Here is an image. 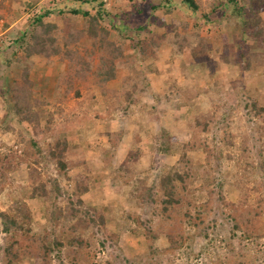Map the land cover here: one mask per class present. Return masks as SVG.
<instances>
[{
    "label": "rangeland",
    "instance_id": "374dc122",
    "mask_svg": "<svg viewBox=\"0 0 264 264\" xmlns=\"http://www.w3.org/2000/svg\"><path fill=\"white\" fill-rule=\"evenodd\" d=\"M106 1L109 10L114 13L129 11L128 8H131L130 4L132 3L130 0ZM161 1L163 3L164 0H156V6L160 7ZM227 1L196 0L199 6L198 12L194 14L191 9L193 14L190 12V17L185 16L183 22L180 12L167 15L163 7L152 13L153 16L163 19V25L162 23L148 25L149 22H152L151 18H154L152 15L149 17L150 19L145 17L142 22L136 20V23L149 26L155 35L151 38H155L160 46L155 48L153 53H149L146 59H143L137 55L128 39H125L123 43L126 49L125 59L118 62L117 78L109 85L110 88L121 93L127 85V77L134 82H141L145 75V80L150 83L151 88L143 97L142 105H148L150 108L156 107L159 117L157 120V116H148L149 121L152 122L150 136L159 132L161 126H165L170 133L175 135L178 145L190 141L192 143L195 137L196 142L201 145L200 149L203 150L202 146L205 145L212 151L210 158L213 161L210 166L212 170L210 167L209 169L215 176L214 184H210L212 180L205 175L208 162L205 160L206 155H196L195 153L190 155V159H193L195 163L193 166L195 173L198 175H196L190 190L193 206L186 205L187 207H183L181 213L174 215V217L177 216L176 219L179 222L177 229L180 230L182 226V229H185L186 237L184 246L176 251H172V247L169 246L168 232L166 231L167 227L171 226L172 220L166 219L165 215H159L162 199L159 190L156 191L157 202L147 208L140 206L136 208L135 204L130 201L133 197L135 182L137 183L139 177L144 179L143 182L148 187L158 188L164 172L179 165V156L162 157L160 165H158L153 161L154 155L152 156L151 151L147 150L146 154L138 155L139 158L133 166L120 169L125 165L134 145L135 132L139 131L138 126L132 121H143L144 119L139 117L141 115L139 107L133 106L129 114H123L121 110L112 111V108H106L99 90H96L94 92L95 100L87 101L83 107V111L87 113L83 116L78 110V101L72 99L73 93L69 94L68 98L67 96L64 98L66 89L63 79L66 76L67 67L58 58H51L49 61L44 59L43 63L45 64L36 66L37 72L34 75L31 74L35 98L48 100L51 103L48 110L51 112L62 111L61 115H55L52 126L53 134L47 135L41 143L44 151L47 152V145L52 144L54 139L60 136L68 140L75 153L69 158L70 163L72 161L87 163L70 168V179H68L58 174L53 163L44 162L39 170L45 186L51 192V180L59 179L64 192L71 194L74 191V179L78 175H85L84 173L90 175L93 188L90 193L83 196V199L86 205L103 208L107 214V231L118 237L119 243L116 247H111L109 243L106 246L101 244V241L106 237L101 228L94 230V238L89 234L87 237L84 236L94 242L93 253L96 258L92 264H264V238L259 242H250L243 236L242 231L233 230V218H230L231 215H229L233 210L231 207L225 206L219 198L224 196L226 203L233 202L238 205L242 203V194L247 192V187L255 186L254 184L248 186L242 184L246 170L250 178L264 184V169H261L259 165L262 160L260 152L264 154V115L256 117L255 114H249L244 105L240 104L239 100L236 101L235 98L236 95L239 97L238 92L241 85L235 86V82L230 83V80L234 76L237 77L238 72L230 68L218 67L219 55L224 52V43H228L230 46L235 45L238 37L237 31L240 30L233 19L224 17L223 13L226 12L224 5ZM260 1L264 8V0ZM133 2L140 6L144 4L141 0H133ZM24 5L28 9L29 1L0 0V10L6 17L7 25L11 26L18 21V18L27 17L24 13ZM142 8L144 7L141 6L140 9ZM219 14H221V18H218L213 24L206 23V19L203 18V15H209L215 19L217 16L219 17ZM261 16L264 20V10ZM178 19L180 20L178 21ZM198 20L200 23L203 21L202 24L204 23L205 26H199ZM52 22L61 27V36L67 35L70 30L76 31L83 27L81 18L67 17V20L63 21L56 16ZM19 25L14 29L13 34L6 35L0 43V90L2 82L12 83L20 79L27 66H30L32 71L33 66L40 64L39 61L41 62L38 59L34 62H32L33 60L29 61L22 54L14 56L15 48L10 43L17 37L19 28L22 26ZM201 38L209 40L213 51L209 53L210 57L206 64L196 62L195 65L190 66L189 62L183 59L189 55L190 48L181 49L180 52L178 48L180 49L181 45L193 47L198 44V40ZM81 45L83 46L84 42ZM153 45L152 43L148 46ZM222 47L223 50H221ZM180 53L183 57L180 56ZM7 61L12 62V66H8ZM182 61L189 65L188 68H191L187 80L193 81L194 85H192L199 87L200 92L197 91L199 88L193 92V88L188 84L179 82L184 81L182 78L184 72L181 69ZM150 65H152L151 68ZM200 67L201 69H199ZM165 69L168 71L160 72ZM254 71L250 73L251 75L246 74L243 77L244 86L242 88L252 92H257L260 89L262 94L258 96L253 93L252 97L256 98L260 105H263L264 68L261 67ZM171 74L174 76H169ZM255 85L258 88L254 89ZM6 88H4V92L5 95L8 94L5 97L7 100L2 105L11 111L13 96ZM182 88H191L192 90ZM59 100L63 101L58 102ZM10 111L2 114V120H0V155L11 151L20 154L19 135L24 133L28 137L32 132L34 134L31 126L19 124ZM208 111L217 113L216 119L209 126L208 131L194 133L189 128L190 124L197 116L205 115ZM118 132H120L117 137L118 142H115L116 148H113L109 142L108 134ZM149 144L150 142H146L144 147ZM229 156L232 158L229 159ZM216 158L220 160L217 161ZM238 159L243 160L244 167H240ZM88 170L89 172H87ZM119 171L121 172L119 173ZM28 176V170L24 164L11 174L9 183L1 186L0 211H7L15 201L22 200L33 212L35 231L40 232L46 228L52 235V229L57 234L62 233L68 215H56L61 219L56 222L53 218L54 215L49 214L55 211L56 207L65 210L69 196L66 194L57 199L50 193L53 203L44 199H32L31 191L27 190ZM126 178L131 183L127 182ZM221 183L223 186L218 189L217 185ZM99 197L101 203L97 200ZM256 197L257 194L253 193L249 203L245 204V209L242 210L246 211L250 207H255L253 202ZM206 203L209 207L206 214L202 215L199 210ZM187 209L190 210L191 215H187ZM128 213L139 216L142 221H152L151 225L157 232L155 234L159 233L158 238L152 241V248L150 242L148 243L145 238L144 229L138 228L134 222L128 219ZM242 214L244 217L247 212ZM2 228L0 220V264H3L2 247L5 239ZM64 253L66 254V252ZM62 257L63 260L55 259L53 264H68L69 258L64 254ZM22 264H34V262L26 260Z\"/></svg>",
    "mask_w": 264,
    "mask_h": 264
},
{
    "label": "trees",
    "instance_id": "16d2710c",
    "mask_svg": "<svg viewBox=\"0 0 264 264\" xmlns=\"http://www.w3.org/2000/svg\"><path fill=\"white\" fill-rule=\"evenodd\" d=\"M28 1V9L25 8V5L23 7V9L25 8L24 13L28 18L26 17V20L19 28L17 37L10 43L15 48L13 51L14 56L22 54L29 61L34 56H39L48 61L51 58H58L61 63H64L67 67L66 76L63 79L66 89L64 98L66 96L68 98V95L73 93L72 99L76 102L78 101V110L83 116L87 114L83 111V107L87 101L92 102L95 100L94 92L96 90H99L106 108H112V111L121 110L123 114H129L133 106L137 105L139 107V112L141 113L139 117L144 119L143 121H132L138 126L139 131L135 132L134 145L125 165L121 166L120 169L128 168L130 165L133 166L134 162L139 158L138 155L146 154L147 150L151 151L152 156L154 155L153 161L158 165H160L162 157L179 156V165H175L164 172V175L160 178L158 188L148 187L143 182L144 179L139 177L137 183L135 182L133 197L130 202L135 204L134 207L136 208L138 206L147 208L154 205L157 202L156 191L158 189L162 196L159 215H165L166 219L170 218L172 220L171 226L166 229L169 246L172 247V251L181 249L186 240L185 229H182V226L180 230L177 229L179 222L176 219L177 216L174 217V215L181 213L183 207H187L186 205H189V207L193 206L190 190L198 174L195 173V167H193L195 163L193 159H190V155L193 153L206 155L205 160L208 162L205 175L212 180L210 184H214L213 178L215 176H213L212 167H210L213 163L210 159L212 151L203 145L202 148L205 151L203 154V150L200 149L201 145L196 142L195 137L192 143L190 141L186 144L178 145L175 135L170 133L164 126H161L160 131L155 135L150 136L152 122L149 121L148 116H157V109L156 107L150 108L145 104L142 105L143 97L147 95V91L151 88L150 83L145 80V75H143L141 82H134L127 77V85L121 93L116 89L110 88L109 85L117 78L118 62L125 59L126 49L123 45L125 39H128L139 57L146 59L149 53H153L154 49L160 46L155 41V38H151L155 37V35L148 25L164 24L163 19L153 16L152 13L163 7L167 15L180 12L190 17L191 9L194 14L198 12L199 6L196 0H164L163 3L162 1L159 3L160 7L156 6V0H141L144 3L141 5L144 7L142 9H140L141 6L139 4L130 0L132 2L130 4L131 10L123 13H114L109 10L106 0ZM224 6L226 10L223 13L225 14L224 17L227 16V18L233 19L240 27V30L237 31L238 37L235 45L230 46L228 43H224V52L219 55L220 62L218 67L230 68L238 72L237 78L231 81L235 82V86L241 85L238 92L239 97L236 95L235 98L236 101L239 100L240 104L244 105L247 113L262 117L264 115V106L260 105L256 98L252 97L253 93H258L242 88L244 86L242 80H244L243 77L246 74L253 73L255 72L254 70H258L261 67L264 68V20L261 16L264 8L262 2L260 0H228ZM213 13L215 14V12ZM151 15L154 18H151L152 22H149L148 25L143 26L142 23L135 22L136 20L142 22L145 17L149 18ZM56 16L63 21L67 20V17L81 18L83 27L76 31L70 30L67 35L61 36V27L52 22ZM203 18L206 19V23L213 24L218 18H221V14L215 19L209 15H203ZM198 21L197 24L199 26H205L204 23L202 24L203 21L201 23L200 20ZM82 42H84L83 46L81 45ZM148 42L154 45L148 46ZM181 46L180 49L178 48L179 52L181 49L190 48L189 55L186 58L193 64L196 62L206 64L210 57L209 53L213 51L209 40L205 38L199 39L198 44L193 47ZM221 50H223V47ZM6 63L8 66H12V62L7 61ZM151 67L152 65H150ZM188 67L189 65L182 61L181 69L184 72L183 78L186 80L190 76V68ZM31 72V67L27 66L20 79L12 83L2 82L3 85L0 90V120H2V114L10 111V109L7 110L3 107L7 100L5 97L8 95H5L4 88L7 87L6 89L13 96V107L10 112L15 116L19 124L31 126L34 134L32 132L28 137L24 133L19 135L20 154L11 151L0 155V188L10 182V176L16 169L25 164L29 175L27 190L31 191L30 197L32 199H44L53 203L50 193L57 199L59 196L67 194L69 198L65 210L56 207L55 211H52L49 215H54L53 218L56 222L61 220L59 216H68L66 217L67 222L64 224V231L57 234L52 229V235L46 228L40 232L34 230L33 212L28 204L22 200L15 201L7 211H0V220L3 225L2 232L5 234L4 246L2 247V262L3 264H22L24 261L30 260L34 264H53L55 259L63 260L62 255L64 254L69 258L68 264H92L96 258L93 253L94 242L84 236L87 237V234H89L90 237L94 238V230L101 228L106 236L101 241V244L106 246L109 243L111 247H116L119 243L118 237L107 231V214L103 211V208H99L96 205H86L83 199V196L90 193L93 188V181L92 178L90 180V175L86 173H84L85 175H78L74 179V191L71 194L64 192L59 179L51 180V192L45 186L39 170V167L44 162L53 163L58 174L68 179H70V168L87 163L85 161L83 163L73 161L70 163L69 158L75 153L71 149L68 140L60 136L56 137L52 144L47 145V152L44 151L41 143L47 135L53 134L52 126L55 115H61L62 111L51 112L48 110L49 106H51L48 100L35 98ZM256 88H258L257 85H255L254 89ZM62 101L59 100L58 102ZM216 117L217 113L208 111L205 115L197 116L189 128L194 133L208 131L209 126ZM156 119L158 120L159 117L157 116ZM120 131L123 132V130ZM119 134L120 132L108 134L109 142L113 148H116L115 142H118L117 137ZM146 142H150V146L144 147ZM263 155L260 152L262 160L259 165L261 169H264ZM231 158L229 156V159ZM216 160L220 159L216 158ZM238 164L241 168L244 167L242 159H238ZM200 165L202 166L201 163ZM244 176L243 185L254 184L255 186L247 187V192L242 194L241 204L226 203L225 197L221 195L219 198L225 206L231 207L233 210L229 214L231 215L230 218H233V230L242 231L243 236L250 242H259L264 238V184L254 178H250L247 170L244 171ZM126 181L131 183L128 179ZM222 186L223 183L217 185V188H222ZM253 193L257 194L253 202L255 207H250L246 211L242 210L245 209L244 205L249 203ZM97 200L101 203L100 197ZM208 207L209 205L206 203L201 206L199 212L205 215ZM244 212H247L248 215L246 214L243 217L242 213ZM186 213L191 215L189 209H187ZM127 215V218L134 222L138 228L142 227L141 229H144L145 238L148 243L150 242V247L152 248V241L159 236V233L155 234L157 232L151 225L152 221H142L139 216L133 213H128ZM154 252L156 253V251Z\"/></svg>",
    "mask_w": 264,
    "mask_h": 264
},
{
    "label": "crops",
    "instance_id": "0c3cea01",
    "mask_svg": "<svg viewBox=\"0 0 264 264\" xmlns=\"http://www.w3.org/2000/svg\"><path fill=\"white\" fill-rule=\"evenodd\" d=\"M128 10H131V8H128ZM127 12V11H126ZM181 21L183 22V20H185V15L184 14H182L181 13ZM4 17H5V15H4ZM173 17H175V16H173ZM25 16H23L22 18H18V21L16 22V23H13L11 26H9V25H7L8 24V22H7V20H6V26H7V35H11V34H13V31H14V29L20 24V25H22V23L24 22V20H25ZM5 19H6V17H5ZM187 19V18H186ZM180 19H178V21H179ZM19 25V26H20ZM185 53V52H184ZM41 60V62L39 61V63L40 64H37V65H35V66H33V69H32V72H31V74L32 75H34L36 72H37V68H35L36 66H39V65H44L45 63H43L44 62V59L43 58H40L39 56H34L33 58H32V62H34V61H36V60ZM185 59V61H188L189 62V64H190V66L191 65H195V63L193 64V62H190L186 57L184 58ZM164 67H166V66H164ZM169 67H171V66H169ZM202 68H205V67H202ZM199 69H201V67L199 68ZM169 70H171V69H169ZM190 70H191V68H190ZM193 70V69H192ZM167 72L168 71V69L166 70H160V72ZM194 71H196V70H194ZM193 71V72H194ZM173 74V73H172ZM169 75V76H174V75ZM192 75V74H191ZM32 78V77H31ZM183 78V77H182ZM235 78H237V77H233V78H231V80H230V83H232L231 81H233V80H235ZM184 79V81H179V82H181V84H188V86L189 87H191V88H193V92L197 89V88H199V87H197L196 85L195 86H193L194 84H193V81H188V80H186L185 78H183ZM178 82V83H179ZM228 83V82H227ZM193 84V85H192ZM226 87H228V86H226ZM191 88H189V89H186V88H182V89H184V90H189L190 91V89ZM192 90V89H191ZM201 91V89L199 88V89H197V91ZM199 91V92H200ZM257 93H258V95H260V94H262V91L259 89L258 91H257ZM263 106H264V104H263ZM165 127V126H164ZM167 128V127H166Z\"/></svg>",
    "mask_w": 264,
    "mask_h": 264
},
{
    "label": "built area",
    "instance_id": "2783aa9c",
    "mask_svg": "<svg viewBox=\"0 0 264 264\" xmlns=\"http://www.w3.org/2000/svg\"><path fill=\"white\" fill-rule=\"evenodd\" d=\"M6 35H7L6 20L4 14L0 10V42H2L5 39Z\"/></svg>",
    "mask_w": 264,
    "mask_h": 264
},
{
    "label": "clouds",
    "instance_id": "9594fccd",
    "mask_svg": "<svg viewBox=\"0 0 264 264\" xmlns=\"http://www.w3.org/2000/svg\"><path fill=\"white\" fill-rule=\"evenodd\" d=\"M6 20V19H5ZM1 43V42H0Z\"/></svg>",
    "mask_w": 264,
    "mask_h": 264
}]
</instances>
